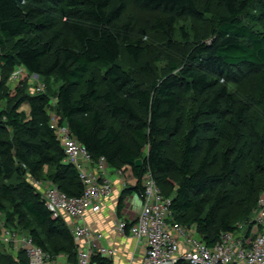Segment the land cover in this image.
Segmentation results:
<instances>
[{"label": "trees", "instance_id": "16d2710c", "mask_svg": "<svg viewBox=\"0 0 264 264\" xmlns=\"http://www.w3.org/2000/svg\"><path fill=\"white\" fill-rule=\"evenodd\" d=\"M127 1L164 16L152 29L169 45L180 19L209 21L210 35L191 42L162 78L141 83L119 63L122 51L134 62L145 52L131 24L122 23ZM212 1L224 12L211 15ZM7 45L0 53V214L7 228L15 223L52 259L65 256L67 264H76L66 223L51 217L26 179L47 180L70 197L82 194L76 169L63 163L49 111L92 162L103 158L109 169L131 172L136 184L121 192L118 215L126 198L141 197L149 173L171 199L172 221L194 227L208 246L252 219L264 196V130L252 119L259 106L264 119V0H206L202 7L196 0H0V47ZM16 67L38 76L44 93H24V81L10 100L5 84ZM141 71L153 74L149 66ZM249 78L253 102L229 88ZM4 99L8 108L1 105ZM180 137L181 149L170 150ZM245 161L249 169L241 177ZM15 176L18 183H6ZM233 199L236 212L227 210ZM0 264L27 260L23 253L13 258L0 252ZM91 264L111 261L94 254Z\"/></svg>", "mask_w": 264, "mask_h": 264}, {"label": "built area", "instance_id": "2783aa9c", "mask_svg": "<svg viewBox=\"0 0 264 264\" xmlns=\"http://www.w3.org/2000/svg\"><path fill=\"white\" fill-rule=\"evenodd\" d=\"M13 75L21 73L28 84L36 82L35 94L45 91L39 77L16 67ZM56 101H51V106ZM49 127L63 149V163L72 165L82 184L79 197H70L50 182L31 179V185L41 195L46 209L53 219H68L67 228L76 246V264H91L92 255L105 258L112 251L99 244L102 234L95 233L81 221L89 214L98 213L103 203L113 195V185L107 178L108 166L103 158L92 162L85 147L70 133L58 116L48 112ZM121 177L122 172L117 171ZM45 183V184H44ZM143 193L139 198L140 210L135 222L119 221L117 231L136 241L145 242V254L140 264H264V198L248 224H237L233 232L223 233L213 246H208L196 233L194 227L186 228L172 221L171 199L165 198L153 177L146 173L142 179ZM0 242L8 251L18 256L23 253L27 264H63L45 253L25 231L15 233L0 225ZM67 264V261L65 260Z\"/></svg>", "mask_w": 264, "mask_h": 264}, {"label": "rangeland", "instance_id": "374dc122", "mask_svg": "<svg viewBox=\"0 0 264 264\" xmlns=\"http://www.w3.org/2000/svg\"><path fill=\"white\" fill-rule=\"evenodd\" d=\"M120 0H114V3L117 4ZM206 0H196V3L198 7H202L205 4ZM224 12L221 5L217 4L215 1L211 2V15H215L217 13ZM163 18L164 16L158 14V13H147L144 11H141L140 9L136 8L130 1L126 2V9H125V15L122 19V23H130L133 27L134 33H133V39L141 42L142 47H144L145 52L144 54L139 58L138 62H134L127 54L122 51L121 59L119 63L121 66L127 70L136 80H139L141 83H150L153 80H159L162 78L167 72H168V65L170 62H179L182 58V56L186 53L188 47L190 46L191 42L194 41H201L205 40L209 37L210 33L208 32L210 30L209 21L197 23L194 21H191L190 19H180L176 22L174 31H173V38L169 45L167 38L164 34L155 32L152 29L153 24L158 18ZM211 16L209 15L208 18ZM142 33V34H141ZM189 41L187 43L186 41ZM10 45H7L4 48L0 47V53L7 52L9 50ZM149 66L150 69L153 71L152 75L144 74L141 71V68ZM14 72L10 73L9 78L6 80L5 84V91L9 94V99L13 100L15 97V89L19 86H21L20 83L22 82H28L24 76L19 73L17 75H13ZM98 73L96 69H91L90 74ZM1 75V74H0ZM1 77V76H0ZM252 78L242 81L241 83L237 85H231L229 86L230 90L236 95L237 98L243 99L249 102H253L255 91L254 86L252 82ZM40 83L41 80L39 79ZM28 84V83H27ZM37 83L33 82L26 87H22V91L24 93H30L35 94L34 89L36 87ZM50 92L55 93L57 89V83L52 82ZM3 108L9 107V102L4 99L1 103ZM22 110L27 112V107H22ZM252 119L258 123L259 128L261 130H264V119H263V110L262 107H255ZM181 141L182 138H177L174 141H172L169 145V149L172 151H177V149H181ZM176 154V160L179 159L180 152ZM47 168L44 169V173H46ZM249 169V166L247 162H243L241 164L240 174L241 177L244 175V172ZM123 175V173H122ZM128 177V176H127ZM26 179L31 182L30 177L26 175ZM128 178H125L127 180ZM259 178H257L258 180ZM43 182H48L47 180H42ZM127 182V181H125ZM7 184H16L18 183L17 177L7 180ZM45 184V183H44ZM230 187V186H229ZM260 188H264V179L262 178V184ZM232 189V188H230ZM168 191L167 189L164 191ZM264 193V190L262 191L261 195ZM173 196V194H171ZM264 198V196L262 197ZM235 199L232 200V203L227 207V210L231 212L237 211ZM4 205H6L7 209H10L9 204L3 202ZM257 211V206L253 211L250 213V217H253L255 212ZM174 218V215H173ZM12 223V224H11ZM13 222H9L8 229H12L15 231V233L21 232L18 229L14 228ZM0 225H3L7 227L5 223L4 215L0 214ZM187 226V225H186ZM187 228V227H186ZM191 228V226H190ZM5 245H3L0 242V252L4 253L6 255H9L10 257L17 258V255L14 256L12 254V247L8 248V251L5 249Z\"/></svg>", "mask_w": 264, "mask_h": 264}, {"label": "crops", "instance_id": "0c3cea01", "mask_svg": "<svg viewBox=\"0 0 264 264\" xmlns=\"http://www.w3.org/2000/svg\"><path fill=\"white\" fill-rule=\"evenodd\" d=\"M107 178L113 185L112 198L103 203V207L98 213L87 215L81 222L91 231L102 234L99 244L112 251V256L109 258L111 264H140L146 250L145 242L143 240L136 241L129 235H122L116 228L119 221L132 224L136 220L141 202L135 194L124 200L122 210L118 215V202L121 192L126 187L134 186L136 180L129 170L123 172L120 177L117 171L108 169ZM125 178L128 179L125 180ZM64 222L67 225L70 223L66 218ZM58 260L66 264L65 256H59Z\"/></svg>", "mask_w": 264, "mask_h": 264}, {"label": "water", "instance_id": "95a60500", "mask_svg": "<svg viewBox=\"0 0 264 264\" xmlns=\"http://www.w3.org/2000/svg\"><path fill=\"white\" fill-rule=\"evenodd\" d=\"M135 166H136V167H140V166H141V161H140V160L136 161V162H135Z\"/></svg>", "mask_w": 264, "mask_h": 264}]
</instances>
